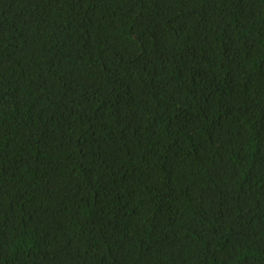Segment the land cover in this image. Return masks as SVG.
Here are the masks:
<instances>
[{
	"label": "trees",
	"instance_id": "1",
	"mask_svg": "<svg viewBox=\"0 0 264 264\" xmlns=\"http://www.w3.org/2000/svg\"><path fill=\"white\" fill-rule=\"evenodd\" d=\"M0 264H264V0H0Z\"/></svg>",
	"mask_w": 264,
	"mask_h": 264
}]
</instances>
